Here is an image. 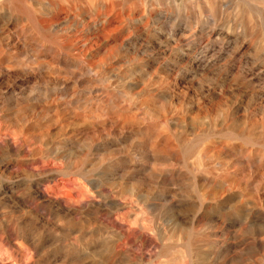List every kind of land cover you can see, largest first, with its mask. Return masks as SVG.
Here are the masks:
<instances>
[{"label": "clouds", "instance_id": "9594fccd", "mask_svg": "<svg viewBox=\"0 0 264 264\" xmlns=\"http://www.w3.org/2000/svg\"><path fill=\"white\" fill-rule=\"evenodd\" d=\"M0 264H264V0H0Z\"/></svg>", "mask_w": 264, "mask_h": 264}]
</instances>
